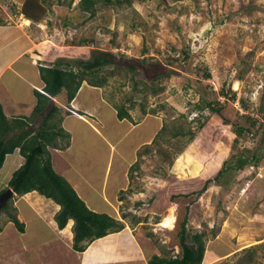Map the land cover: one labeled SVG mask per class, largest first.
<instances>
[{
  "label": "rangeland",
  "instance_id": "374dc122",
  "mask_svg": "<svg viewBox=\"0 0 264 264\" xmlns=\"http://www.w3.org/2000/svg\"><path fill=\"white\" fill-rule=\"evenodd\" d=\"M79 1L28 0L16 8L11 0H0V18L15 25L30 10L41 19L25 28L36 42L39 62L52 63L58 58L85 61L105 53L114 56L119 65L102 71L108 81L98 90L106 103L101 106L97 97L89 100L84 88L78 102H96L106 118L115 110L108 99L128 101L137 123L149 115L158 119V129L154 122L146 121L152 129V139L145 144L149 150L136 154V166L131 171L128 168L124 187L117 193L123 191L116 219L132 228L149 255L179 253L176 233L187 216L188 228L204 234L201 264H264V150L257 165L230 168L215 179L225 160L247 150L257 151L264 141L262 130L240 136L235 131L249 124L244 115L254 117L260 105L264 108V0H100L94 14L82 10ZM131 64L136 66L139 82L141 76L163 71L170 76L155 82L162 87L155 93L141 82L138 88L144 89L134 90L128 69ZM55 101L65 105V99ZM205 101L221 105L223 116L208 107L196 108ZM143 109H153V113L144 114ZM39 121L38 117L33 125ZM162 126L165 129L158 134ZM177 130L184 134H174ZM156 134L157 143H152ZM74 147L85 150L76 142ZM187 153L191 160L182 166L197 171L190 174L185 169L187 173L182 175L177 164ZM95 173L92 179L96 182L102 176L100 165ZM207 180L210 182L203 188ZM43 198L39 203L23 199L20 213L16 209L24 223L20 236L28 244L22 256L28 261L38 257L32 256L33 248L39 254L63 251L58 244L41 245L53 243L51 229L57 231L58 227L54 218L50 221L54 201ZM169 214L174 224L164 226L162 221ZM6 218L1 215L0 222L7 223L0 237L17 230ZM26 228L30 232L25 233ZM4 246L6 251L12 248L11 244ZM71 250L77 255V250Z\"/></svg>",
  "mask_w": 264,
  "mask_h": 264
},
{
  "label": "crops",
  "instance_id": "0c3cea01",
  "mask_svg": "<svg viewBox=\"0 0 264 264\" xmlns=\"http://www.w3.org/2000/svg\"><path fill=\"white\" fill-rule=\"evenodd\" d=\"M11 2L23 6V3H27L28 0H11ZM29 11L23 17L21 16L22 20L15 25L7 24L5 21L0 22V103L5 115L9 118L29 115L35 105L33 90H41L44 86L38 70V65L42 62H39L37 57L39 55L35 52L36 42L25 32V28L41 22V19ZM83 88L86 93L90 94L89 100L97 97L101 106L104 102L106 103L100 94L99 87L91 86L85 81L81 83L69 107L63 105L65 110L70 111L64 114L62 120L63 128L70 133V142L66 149H51L52 166L68 180L91 210L104 212L116 218L117 193L124 187L128 168L135 161L137 150L152 139L151 124H146V121L154 122L155 129L159 122L152 115L145 117L139 123H132L127 119L119 120L116 110L109 113L106 116L108 120H106L105 111L98 107L96 102L90 105L78 102V95ZM74 142L81 144V147L84 145L85 150H76ZM23 160L18 149L6 155L0 169V174L2 170H5L0 177V191L7 187L12 173L22 164ZM62 161L68 164L65 168H63L64 165L60 166ZM99 165L102 176L96 178L95 182L92 177ZM13 196L17 213H20L19 209L24 205L23 199H34L39 203L42 201L41 197H44L35 190L23 195L13 193ZM45 198L43 199H49ZM54 204L56 208L50 218L51 222L55 212L59 209V205L55 202ZM72 226V219H69L62 229L56 225L57 231L51 229L53 243L41 244L50 247L58 244L62 246L63 251L51 250L45 254H39L37 249L33 248L35 252L32 256L38 254V257L31 261H28L24 255L22 256V251L28 247V244L25 246L20 236L21 232L13 229L8 234L4 233L5 235L0 237L2 238L0 240V264H148L147 260L153 254L149 255L147 247L138 240L132 228L128 226V229L124 227L117 232L91 241L85 250L78 251L76 255L70 247L73 235ZM3 230L5 228L0 231V236ZM27 231L26 228L25 233ZM57 235L61 236L64 241L57 238ZM10 237L11 240H8ZM7 241L8 244H6ZM68 241L71 242L69 246ZM4 245L12 248L6 251L7 247Z\"/></svg>",
  "mask_w": 264,
  "mask_h": 264
},
{
  "label": "trees",
  "instance_id": "16d2710c",
  "mask_svg": "<svg viewBox=\"0 0 264 264\" xmlns=\"http://www.w3.org/2000/svg\"><path fill=\"white\" fill-rule=\"evenodd\" d=\"M98 1L100 0H80L79 6L82 10L94 14ZM10 4L19 8L16 3L11 2ZM0 22H3V18H0ZM105 55H93L91 59L85 61L78 58H58L52 63H40L38 70L44 86L41 90H33L35 105L27 116L9 118L5 115L0 103V169L6 155L12 153L15 149H18L24 159L22 164L12 173L5 189L10 187L13 193L17 195L35 190L58 204L59 209L54 214V220L59 229L64 228L69 219L73 220L72 248L77 251L85 250L91 241L104 237L109 233L117 232L124 227L120 220L107 213L93 211L86 205L68 180L55 171L49 150V147L65 149L70 142V133L62 126L64 114H68L70 111L65 110L61 102H56V98L65 99V105L69 107L83 81L95 87L106 85L108 76L102 74V71L108 66L119 64H116L114 56L111 57L108 53H105ZM128 69L132 73L130 78L134 90L142 91L145 87H150V90L155 93L162 89L160 83L156 85L155 82H160L163 77L170 76L169 72L164 71L156 75L141 76L140 82L144 85V88H138L140 82L135 74L136 66L131 64ZM108 102L116 110V116L119 120L127 119L132 123L137 122L133 120L130 113L133 104L128 105V101L116 103L110 99H108ZM195 106L197 109L208 107L209 110L216 112L220 117L223 116L221 105L215 107L211 101H205L204 104L201 103ZM142 112L151 114L153 109L152 111L143 109ZM78 113L82 114L81 112ZM38 117L40 121L37 126H34L33 123ZM244 118L249 121V124L247 126L240 125L235 130L237 135L240 136L242 133L254 135L261 130L264 134V108L262 105L259 107L258 115L256 114L254 117L244 115ZM164 129V126H162L158 134ZM190 133L193 132L190 131ZM174 134H184V132L183 130H177ZM156 137L157 134L152 143H157ZM143 148V151L137 153L138 155L148 152V145ZM263 150L264 141H262L257 151L247 150V153H242L236 156L235 159L225 160L215 179L217 180L219 174L228 169L238 170L243 168L246 163L257 165L263 156ZM134 166H136V162L130 166L129 171L133 170ZM208 182L210 181L207 180L203 188H206ZM122 192L119 193V200H122ZM13 197L11 195L2 205L0 221L1 215L4 214L7 217L6 220L12 222L18 231L23 232L24 223L17 217ZM4 223L5 221L0 222V231L3 229ZM176 236L179 246L177 255L167 256L154 253L148 258L147 263L201 264L205 252L204 234L199 231H191L188 228L187 216L181 221Z\"/></svg>",
  "mask_w": 264,
  "mask_h": 264
},
{
  "label": "bare ground",
  "instance_id": "6f19581e",
  "mask_svg": "<svg viewBox=\"0 0 264 264\" xmlns=\"http://www.w3.org/2000/svg\"><path fill=\"white\" fill-rule=\"evenodd\" d=\"M28 23V22H27ZM237 86V82L235 83V87ZM191 160V156H190V154H186V157H182V156H180L179 157V160H178V166H179V168H181L182 167V171H181V174L183 175L184 173H187L186 171H185V169H186V165H184V166H182L184 163H186L187 161H190ZM187 166H188V164H187ZM188 168L189 169H186V170H188L189 171V173L190 174H193V173H195L196 171H197V169H193L192 168V166L190 167V166H188ZM173 217H172V214H169L168 216H166L165 218H164V220L162 221V224L164 225V226H172V223H173ZM174 224V223H173Z\"/></svg>",
  "mask_w": 264,
  "mask_h": 264
},
{
  "label": "water",
  "instance_id": "95a60500",
  "mask_svg": "<svg viewBox=\"0 0 264 264\" xmlns=\"http://www.w3.org/2000/svg\"><path fill=\"white\" fill-rule=\"evenodd\" d=\"M11 195H13V190L10 187L0 192V209Z\"/></svg>",
  "mask_w": 264,
  "mask_h": 264
},
{
  "label": "clouds",
  "instance_id": "9594fccd",
  "mask_svg": "<svg viewBox=\"0 0 264 264\" xmlns=\"http://www.w3.org/2000/svg\"><path fill=\"white\" fill-rule=\"evenodd\" d=\"M21 165V164H20ZM3 190H5V189H3ZM3 190H1L0 192H2Z\"/></svg>",
  "mask_w": 264,
  "mask_h": 264
}]
</instances>
